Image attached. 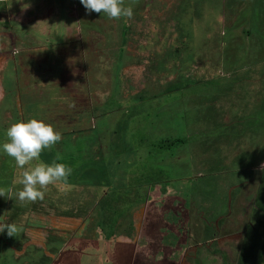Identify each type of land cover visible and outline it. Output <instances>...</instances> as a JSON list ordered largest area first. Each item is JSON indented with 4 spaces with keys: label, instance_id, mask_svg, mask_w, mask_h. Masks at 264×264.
Here are the masks:
<instances>
[{
    "label": "rangeland",
    "instance_id": "rangeland-1",
    "mask_svg": "<svg viewBox=\"0 0 264 264\" xmlns=\"http://www.w3.org/2000/svg\"><path fill=\"white\" fill-rule=\"evenodd\" d=\"M124 6L133 8L131 20L87 13L79 0H0V142L11 123L43 119L62 138L41 159L59 157L73 169L67 185H49L36 202L19 201L16 185L10 207L0 210L12 216L5 224L17 226L11 247L20 250L24 241L47 253L62 250L54 264H264V202L256 198L264 199V0ZM165 56L178 71L158 69ZM181 59L190 65L184 73ZM154 79L164 90L178 80L192 84L181 90L190 99L177 97L179 112L166 123L176 147L165 144L158 119L149 120L162 101L155 99L160 89L147 86ZM224 115L231 121L225 126L240 124L222 126ZM236 129L245 131L238 141ZM185 134L191 138L179 140ZM236 148L245 150L239 161ZM21 172L0 154V188L12 187ZM257 222L256 252L250 230L240 249L243 232ZM99 223L115 229L111 244L93 233ZM7 238L0 233L1 251ZM9 257L0 262L21 264Z\"/></svg>",
    "mask_w": 264,
    "mask_h": 264
},
{
    "label": "clouds",
    "instance_id": "clouds-1",
    "mask_svg": "<svg viewBox=\"0 0 264 264\" xmlns=\"http://www.w3.org/2000/svg\"><path fill=\"white\" fill-rule=\"evenodd\" d=\"M87 13H102L109 19L131 20L132 7H125L124 0H79ZM3 142H0V154L12 158L15 166L21 169V175L13 180L10 188H0V197L12 199L16 185L22 186L15 191V197L21 202L43 200L49 185H67L72 175V167L58 162L59 157L47 163L41 159L45 149H52L62 138L54 126L40 118L17 120L4 129ZM7 231L15 236V224H0V233Z\"/></svg>",
    "mask_w": 264,
    "mask_h": 264
},
{
    "label": "crops",
    "instance_id": "crops-1",
    "mask_svg": "<svg viewBox=\"0 0 264 264\" xmlns=\"http://www.w3.org/2000/svg\"><path fill=\"white\" fill-rule=\"evenodd\" d=\"M152 77H155V76H152ZM177 81V80H176ZM149 82H151V84H154V85H156V89L157 88H159L160 90H159V93H157L158 94V96L157 97H155V99H157L158 97H160V99H162V101L161 102H159L158 101V103L161 105H158L157 104V109H160L154 116H150L149 117V120H152V121H154L155 119H158L157 121H158V123H159V125H157V127L159 128V130H160V132L161 133H163L164 132V134H165V137H163L162 136V138H163V140H166V142H172L173 143V147H176V144L178 143L177 141V139L175 140V137L177 136V134L175 133V129L172 127V125L171 126H169V125H167V124H169L170 123V121H172V120H175V117H176V115H177V113L179 112V107H180V105L179 104H177V102H176V98L177 97H181L182 99H187V100H189L190 98L189 97H187L188 95L185 93V91L183 92V91H181V90H185V88H189V89H191L190 87H192V84H188V82H184V83H182V85H181V82H180V84H179V86L177 85V82H175V83H169V85H172L173 86V89H162V83H160V84H158L157 83V81H156V79H154L153 81H149L148 80V83H147V86H148V84H149ZM203 84V83H202ZM2 85V84H1ZM190 85V86H189ZM203 85H205V83L203 84ZM194 88V87H193ZM192 88V89H193ZM187 90V89H186ZM175 91V92H174ZM178 91L180 92L179 94H178ZM173 92V93H172ZM153 98H154V96H153ZM163 102V103H162ZM162 112V113H161ZM226 114H228V113H226ZM235 117H236V115H234V117L232 118L233 119V121H235ZM95 118H97V117H95ZM154 119V120H153ZM238 119V118H237ZM206 120V118H204V121ZM224 120H227L228 121V124H231V121H230V119L226 116V115H224L221 119H220V123H221V125L222 126H225L224 125ZM239 120V119H238ZM167 123V124H166ZM239 124H240V121H239ZM239 124H236V125H233V126H231V125H229V127L228 126H225L226 128H229V129H232V128H234V127H236V126H238ZM168 126H169V128H168ZM197 126H198V124L197 123H195L194 124V127H193V129L194 128H197ZM167 128H168V130H167ZM158 130V131H159ZM84 131V130H83ZM237 129L236 130H232V132H233V134H234V136H235V138H236V141H238L239 139H240V137H244L245 136V131H243V132H240V133H238L237 134ZM189 132V131H188ZM153 134H154V132H153ZM161 135L162 134H160L159 135V137L158 138H161ZM187 136L188 137H190L191 138V136H189L188 134H185V135H179V140H181V141H186V138H187ZM168 137V138H167ZM181 138H183V139H181ZM162 140V141H163ZM189 141L190 140H188V142L187 143H184L185 145L186 144H188L189 143ZM102 142V141H101ZM89 146H90V144H88ZM240 145V142H238V146ZM84 146H85V148H88V146L86 147V144H84ZM140 147V146H139ZM139 147H137V149L139 150ZM89 149H92L91 147H89ZM218 149V152L221 154V149L220 148H217ZM244 149V148H243ZM243 149H235L234 151V153L236 154L235 156V158H234V160L233 161H235L236 159H237V161H239L240 159H241V155H242V157H243V154L245 153V150H243ZM189 150H194V146L192 145V146H190V148H189ZM230 150V149H229ZM228 150V151H229ZM176 151V149L173 151V152H175ZM166 154V153H165ZM165 154H163V155H165ZM229 154V153H228ZM227 154V155H228ZM114 155H116V154H113V156ZM227 155H225L222 159H221V161L219 160V159H216V160H214L212 163H211V165H210V168H212L213 167V165L215 164V163H221V162H225L227 159H228V157L230 156V154H229V156L227 157ZM158 157H159V161L162 159V155H158ZM166 157L168 158V159H170L169 158V156L166 154ZM182 157H184V159L182 158ZM227 157V158H226ZM178 158H179V160H188V155L187 156H184V155H178ZM201 158V157H200ZM208 158H209V160H211L212 159V157L211 156H208ZM225 160V161H224ZM100 161H102L101 160V157H98V159H97V161H96V165H100L99 167H103L104 166V163H101ZM188 161H191V160H188ZM92 162H93V160H92ZM198 164H202V162L200 161ZM193 165H194V163H193ZM80 167V166H79ZM90 168H94V163H93V166H91ZM238 169V168H237ZM86 176V175H85ZM91 176V175H90ZM93 176V175H92ZM168 178V177H167ZM166 178V179H167ZM90 179V181L92 180V177H90L89 178ZM89 179H88V182H89ZM166 179H164L166 182H163L164 183V185L166 184V185H168L169 184V181H172V179H168V180H166ZM187 181H189V180H187ZM139 182H140V184H143L142 183V181L141 180H139ZM163 183H161L162 185H163ZM186 183V181L185 180H183V182H182V184H185ZM150 185H153V184H156V183H149ZM109 185V184H108ZM111 185V184H110ZM239 185L241 186V183H239ZM159 189H160V191L161 192H163L164 191V188H163V186H161V187H159ZM160 192V193H161ZM165 192H163L162 194H164ZM149 195V194H148ZM151 196V195H150ZM166 196H164L163 198H165ZM148 199H150V197L149 196H144V201L143 202H146ZM168 199H171V198H168ZM168 199H166V200H168ZM141 200V199H140ZM9 198L7 199V202H6V198H4V197H1L0 198V210H3V212L7 209V207L9 206ZM10 207V206H9ZM165 207H166V204H165ZM165 207H162V208H165ZM132 210H135L136 212L139 210V204L137 205V206H135V207H133V209ZM135 211H133L132 213H131V215H129L128 217H127V225H128V227H130V225H131V223H130V221L128 220V218H130V216H132V214L133 213H135ZM3 212H1L0 211V224H5V222H4V220L7 218V217H9V216H11V214L9 213V212H7V213H3ZM12 217V216H11ZM4 222V223H3ZM162 224H164V221L162 222ZM28 228L26 227L25 228V232H26V230H27ZM161 229V228H160ZM162 230V229H161ZM28 231V230H27ZM125 231H126V233L128 234L129 232H128V228L127 229H125ZM94 232H95V230H94ZM93 232V233H94ZM246 232V231H245ZM136 234H138L137 232H136ZM244 232H243V236H244ZM4 236V235H3ZM6 236V235H5ZM11 237L12 238H14L13 236H9V238H7L6 240L8 241H6V242H4V244H5V249H3L2 251L0 250V254H4V253H8V254H11V256L9 257V256H6V255H3V256H1L0 255V259H2V257L5 259V258H7V257H9V259L11 258V261H14V263L15 262H18V263H21V264H54L55 262H54V255H56V254H60L61 252H62V250H59V251H57V253H55L56 251H54L53 252V250L52 251H50L49 253H47V252H44L45 251V248H42V246H37L36 244H29V243H26V242H24V241H21V246H22V248L20 249V250H14V248H12L11 247V245L13 244V241H12V239H11ZM243 238V237H242ZM19 240H20V238H19ZM89 240V239H88ZM60 244H62V246L64 247V248H66L67 246H68V242H65V243H63V241L62 240H60V241H58ZM75 242L76 241H74L73 242V245L75 244ZM30 245V246H29ZM19 246H20V243H18V248H16V249H19ZM69 247H72V246H69ZM0 248H2V244L0 245ZM19 251V252H18ZM0 264H4L3 262L1 263L0 262Z\"/></svg>",
    "mask_w": 264,
    "mask_h": 264
},
{
    "label": "trees",
    "instance_id": "trees-1",
    "mask_svg": "<svg viewBox=\"0 0 264 264\" xmlns=\"http://www.w3.org/2000/svg\"><path fill=\"white\" fill-rule=\"evenodd\" d=\"M248 33V32H247ZM178 54V52H177V50L175 51V55H177ZM189 59V58H188ZM188 59H186V60H188ZM190 59H192V57H190ZM167 60L169 61V63L167 64ZM182 61L180 62L181 64H180V73H184L187 69H189V67H190V65L189 66H187V61L186 60H184V59H181ZM163 61H164V64H160V66H158V69H162V71H163V69H166L167 70V73L168 74H170V73H173L176 69H177V71H178V68L179 67H174L173 68V66H174V63H173V61L171 60V59H169V58H166V56H165V58L163 59ZM165 66H167V67H165ZM174 70V71H173ZM178 78H182L181 77V75H179L178 76ZM178 81H181V85H182V83H184V81H182V80H178ZM186 82V81H185ZM190 86V85H189ZM186 89H189V88H185V90ZM139 135V134H138ZM70 142V141H69ZM85 144V143H84ZM166 145H167V147L169 148L171 145H173V143L172 142H169V143H165ZM162 148H164L163 146H161ZM71 148H72V146H71ZM69 149V148H68ZM72 150H73V148H72ZM71 152V151H70ZM71 155V154H70ZM70 157V156H69ZM75 159H77V158H75ZM85 163H87V161L85 162ZM88 168H90L91 166H93V162L92 161H90L88 164ZM89 178H90V176H89ZM88 177L85 179V180H87L88 181V179H89ZM262 182V184H261V186H260V189H261V191H260V193L262 192L263 193V191H264V174L262 175V180H261ZM89 182H91L90 181V179H89ZM257 199H259L261 202H264V199H261V196H259V197H256ZM101 227H103L104 229L105 228H108V229H105V231H103V228H101ZM115 229L114 228H112V227H110V226H105L104 224H102V223H99L98 224V227H95V232L94 233H96V235L97 234H100L99 236H101V238L102 237H104L103 239H105L106 241H108V242H110V244L113 242L112 240L114 239V233L115 232H113ZM250 230V231H249ZM259 224H258V222H257V224L256 225H253V226H251V227H248V229H247V233H245L244 234V236H243V238H242V241H241V244H240V249H241V247L243 248V247H245V249H246V247L248 246L247 245V241L249 240V239H252V237L250 236V237H248V231L250 232V234L253 236V237H256L255 239H252L251 241H250V243H251V246H252V248H254L255 249V252H256V246L258 245V244H256L257 243V241H258V237H259ZM116 238V237H115ZM111 246V245H110ZM105 248H107V246L105 245L104 246ZM249 249V248H248ZM253 250V249H252ZM251 250V251H252ZM247 255H249V257L250 256H252L251 258H253L254 259V257L256 256V254H253V253H248ZM242 255L240 254L238 257L240 258ZM250 264H252V262H250Z\"/></svg>",
    "mask_w": 264,
    "mask_h": 264
}]
</instances>
